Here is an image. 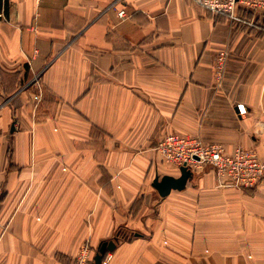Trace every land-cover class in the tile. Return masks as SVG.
I'll return each instance as SVG.
<instances>
[{
    "label": "crops",
    "instance_id": "crops-1",
    "mask_svg": "<svg viewBox=\"0 0 264 264\" xmlns=\"http://www.w3.org/2000/svg\"><path fill=\"white\" fill-rule=\"evenodd\" d=\"M8 2L0 264L94 263L106 240V264H264V183L222 187L206 167L165 197L153 186L181 175L156 150L167 134L264 159V38L195 0Z\"/></svg>",
    "mask_w": 264,
    "mask_h": 264
},
{
    "label": "built area",
    "instance_id": "built-area-1",
    "mask_svg": "<svg viewBox=\"0 0 264 264\" xmlns=\"http://www.w3.org/2000/svg\"><path fill=\"white\" fill-rule=\"evenodd\" d=\"M0 3V18L6 19L4 3ZM196 3L215 15L225 16L237 26H253L256 22L244 16L246 12L256 13L264 10V0H195ZM121 17L125 16L120 11ZM228 53L221 51L216 63V77L221 82L224 78ZM38 87L40 88V84ZM38 88V89H39ZM40 100V94L35 96ZM238 113L247 114V107L238 104ZM163 160L177 168L183 166L196 171H203L206 167L214 169L219 186L237 187L240 189H255L264 183V159L254 150L237 148L229 153L219 143H205L196 136L183 134H167L156 146ZM4 195V188L0 184V202ZM110 256L104 257L102 264H106ZM74 264H93L87 253H81Z\"/></svg>",
    "mask_w": 264,
    "mask_h": 264
},
{
    "label": "water",
    "instance_id": "water-1",
    "mask_svg": "<svg viewBox=\"0 0 264 264\" xmlns=\"http://www.w3.org/2000/svg\"><path fill=\"white\" fill-rule=\"evenodd\" d=\"M181 175L176 177L173 175L156 176L153 186L158 190L161 196H167L172 190H183L187 183L194 178V171L188 167L180 168ZM115 240L103 241L94 257L93 264H102L105 255L116 248Z\"/></svg>",
    "mask_w": 264,
    "mask_h": 264
},
{
    "label": "trees",
    "instance_id": "trees-1",
    "mask_svg": "<svg viewBox=\"0 0 264 264\" xmlns=\"http://www.w3.org/2000/svg\"><path fill=\"white\" fill-rule=\"evenodd\" d=\"M4 7H5V14L7 15V11H8V7H9V2L8 0L5 1L4 3ZM213 17L216 19V20H228L225 16L223 15H215L213 14ZM244 16L248 19H251L252 18V13L251 12H246L244 14ZM229 21V20H228ZM241 27H243L244 29H248L250 30V32H256L257 34H259L261 37L264 38V25L263 26H259L257 23H255L253 26H248V25H244Z\"/></svg>",
    "mask_w": 264,
    "mask_h": 264
}]
</instances>
